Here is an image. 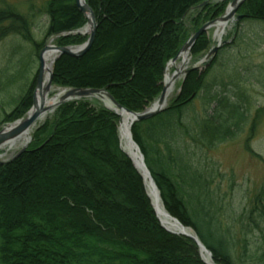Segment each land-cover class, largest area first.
Listing matches in <instances>:
<instances>
[{
  "label": "trees",
  "instance_id": "trees-1",
  "mask_svg": "<svg viewBox=\"0 0 264 264\" xmlns=\"http://www.w3.org/2000/svg\"><path fill=\"white\" fill-rule=\"evenodd\" d=\"M229 1L86 0L97 20L92 45L79 57L59 56L52 84L105 88L125 108L143 111L161 92L166 63L192 32L223 14ZM42 3L45 38L54 37L58 45L85 41L79 34L66 35L86 22L75 0ZM237 14L264 22V0H244ZM32 25L31 15L19 12L14 1L0 0V41L18 35L39 50L43 43L32 38ZM209 45L205 31L191 46V58L201 57ZM214 61H206L203 71L190 69L167 106L134 122L131 134L165 210L194 231L214 263L264 264V249L249 241L264 223V185L237 238L216 218L217 184L212 195L213 179L181 143L185 135L211 146L231 133L228 116L217 106L231 108L238 120L243 115L219 91L207 96L213 113L198 123L199 132L184 121L187 106L206 90ZM35 78L3 122L28 109ZM88 100L60 104L36 128L26 150L0 163V264H205L193 239L160 225L140 174L121 149L120 117Z\"/></svg>",
  "mask_w": 264,
  "mask_h": 264
},
{
  "label": "rangeland",
  "instance_id": "rangeland-1",
  "mask_svg": "<svg viewBox=\"0 0 264 264\" xmlns=\"http://www.w3.org/2000/svg\"><path fill=\"white\" fill-rule=\"evenodd\" d=\"M12 1L15 2V7L19 12L31 15L32 38L37 43L43 44L38 50L31 42L18 35H9L0 41V129L22 118L30 109L32 102L22 116L13 121H2L3 115L8 113L25 93L33 77L36 75L37 78L38 54L43 46L45 44L78 46L86 41L89 34V31L82 33L81 30L86 27L84 24L66 33V35L84 36V42L78 45H58L55 43L54 37L45 38L48 19L41 12L42 0ZM220 1L222 0H215V2ZM237 16L236 13L227 22L220 39L215 35V25L208 28L206 31L210 40L208 51L202 53L201 57L194 59L190 57L185 63L186 69L197 65L198 69L203 71L206 67L204 63L211 58L215 59L214 65L207 74L206 90L200 92L187 106L184 121L192 125L193 133L199 132L198 123L207 114L213 113L209 108L210 105H207V96L209 93L219 91L226 95L225 103L237 104L239 112L243 115L238 120L237 115L230 113L231 108L224 107L225 105L223 108L212 103V107L216 105L219 107V111L228 116L231 133L223 141L211 146H207L205 140L202 143L199 140L189 139L185 135L182 136L181 143H184L185 151L193 156L194 164L209 179H213L215 185L209 186L212 195H214L213 190L217 184L215 196L219 208L216 207V218L222 227L228 228L238 238L243 225L247 223L245 213L251 208L250 203L253 197L264 185V22L252 19L243 20L241 15L239 19H236ZM185 26L190 28L188 19L185 20ZM217 45L216 51L207 55ZM181 60L182 58L179 56L175 65L178 66ZM53 64L50 66L51 71ZM173 70L174 67H170L167 72L172 73ZM182 79L181 75L175 80L168 103L179 92ZM64 88L68 87H59L51 83L48 97L54 96ZM95 100L92 98L88 101ZM98 103L102 104L101 101ZM56 108L46 112L49 115L44 121L39 122L40 118L36 122L39 123L34 125L27 147L33 141L36 128L46 120H50ZM120 121L121 117L119 123ZM236 122L237 126L234 124ZM22 146L19 144L11 149H8L7 146L1 147L0 163L11 160ZM249 236L251 247L258 248L260 246V251H262L264 249V223H259V228Z\"/></svg>",
  "mask_w": 264,
  "mask_h": 264
},
{
  "label": "water",
  "instance_id": "water-1",
  "mask_svg": "<svg viewBox=\"0 0 264 264\" xmlns=\"http://www.w3.org/2000/svg\"><path fill=\"white\" fill-rule=\"evenodd\" d=\"M243 1L244 0H231L223 15H221V16L213 19V20L207 21L203 25H201L196 31H194L189 36V38L182 45V47L180 48V50L178 51L176 56H174L172 59H170V61L166 64V67L168 64L175 63L181 53H185L186 58H188L190 55V48L194 44V42L198 38V36L201 35L203 32H205L211 26L215 25L216 23H224V24L227 23L230 19H232L236 15L237 8ZM75 3H76L77 8L81 11V13L86 18L85 25L88 26V31H89V34H88L86 41L84 43H82L81 45H78V46H57V45H52V44H45L43 46V48L39 51V54H38L39 66H38V71H37V78H36V82H35V87H34V90L32 93L31 107L22 118L16 120L15 122L9 124L6 127H3L2 129H0V148L3 147L4 145H6L8 142H10L16 138H19L23 133H26L32 126H34L36 124V122L46 112L53 110L54 108H56L60 104L67 102V101H71V100H77V99H81V98H86V99L94 98V99L104 101L105 102L104 106L108 109L113 110L114 113H116L117 115L120 116V113L127 114L130 118V121H131L130 127L132 126V124L134 122L149 118V117L159 113L160 111H162L166 107L168 85H167L165 79L163 81V87H162V90L159 94V97L156 99V101H154L152 103V105L150 107L146 108L145 110H143L141 112L131 111V110L125 108L124 106H122L113 98V96L105 88H101V89H98V88H64L58 92V100L56 101V103L54 105L48 106L45 104V102H46L45 98L48 97V94H49V91L51 88V83H52L51 68L47 67V72L45 73L46 67H45V63L43 60V55L45 54V52L48 50H53L56 53V56L53 58V62H51V64H53L55 62V60L61 55H67V56H71V57H79V56L83 55L90 48V46L92 45V42L94 40V35H95L96 28H97V20H96V16H95L93 10L88 6V4L85 2V0H75ZM240 17L241 16L238 15L236 17V19H239ZM217 47H218V45L213 47L208 52L207 55H210L214 51H216ZM186 62L187 61L181 60L179 67H177V68L175 67L173 73L171 74V78H170V80L172 82H174L181 74H186L188 72L189 69H185V66H184ZM165 71H166V68H165ZM119 134H120V132H119ZM129 137H130L131 143L133 144L134 149L139 153L142 166L144 167L145 171L147 172L148 176L150 177L151 181L153 182L154 187L157 189V186H156L155 182L153 181L148 168L145 165L143 154L141 153L138 145L132 139L131 131L129 132ZM28 142H29V140L23 144L21 149L14 155V157H16L17 155L22 153L24 150H26ZM126 154L130 158V160L132 161V164L134 165V167L136 168V170L138 171V173L140 174V176L142 178L146 194H147L148 198L150 199V203L154 209L155 215H156L160 225L164 229H166L163 226V224L161 223V221H160V219H159V217L155 211L154 205L152 204V200H151V198H150V196L146 190L144 175L139 170L138 166L136 165L133 158L129 155V153L126 152ZM157 193L159 195L158 189H157ZM166 215L169 216L172 220L180 223L175 217L171 216L167 211H166ZM182 226L185 227L184 225H182ZM166 230L168 232L181 234V235H184L186 237L193 239L196 242V244L198 245V249H199V253L201 254V257H202V252H205V253H207V255L209 256V258L212 261V255H211L210 251L205 248V246L200 242V240L198 239V237L196 236V234L194 232H193V234H190V233H185L182 231L181 232H173V231H170L168 229H166ZM202 260L206 264H215L213 261L211 263H207L203 259V257H202Z\"/></svg>",
  "mask_w": 264,
  "mask_h": 264
},
{
  "label": "bare ground",
  "instance_id": "bare-ground-1",
  "mask_svg": "<svg viewBox=\"0 0 264 264\" xmlns=\"http://www.w3.org/2000/svg\"><path fill=\"white\" fill-rule=\"evenodd\" d=\"M215 26H216L215 35L217 38L220 39L222 36V32H223L224 28L227 26V23H225V24L224 23H216ZM81 31H82V33L87 32L88 26L84 27ZM55 56H56V53L53 50H48L43 55V60H44L45 67H46L45 73L47 72V67L50 68L51 62H53V58ZM179 56L182 58L183 61H187L185 53H181ZM180 63L178 65H180ZM173 66L177 67L175 64H169L167 66V71L170 67H173ZM167 71H166L165 80H166V83L168 85L167 98L169 99V97L173 91L174 82H172L170 80L171 73H169ZM45 99H46L45 104L48 106H52L58 100V93H56L52 97H47ZM48 115H49V113H46L45 115H43L39 122L44 121ZM120 116H121V121L119 123L118 129L120 132V140H121L122 148L126 152L129 153V155L133 158L136 165L138 166L139 170L144 175L146 190H147V192H148V194L152 200V204L154 205L155 211H156L161 223L163 224V226L166 229H168L170 231H173V232H181L182 231L185 233L193 234V231L190 228L183 227L180 223L172 220L169 216L166 215V211H165L163 204L160 200V197L157 193V189L154 187L153 182L151 181L150 177L148 176L147 172L145 171L144 167L142 166L139 153L134 149L133 144L130 141V137H129L130 124H131L130 118L125 113H120ZM38 123H36L35 126ZM35 126H32L26 133H23L19 138H16V139L8 142L4 146H7L8 149H11V148H13L19 144L23 145L26 141H28L31 138V133L33 132ZM202 257L207 263L212 262L211 259L209 258V256L207 255V253L202 252Z\"/></svg>",
  "mask_w": 264,
  "mask_h": 264
}]
</instances>
